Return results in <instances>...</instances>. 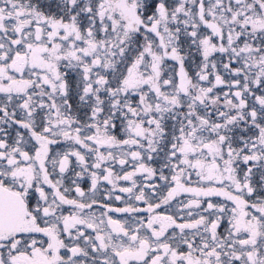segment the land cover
Returning <instances> with one entry per match:
<instances>
[{
    "label": "snow or ice",
    "instance_id": "obj_1",
    "mask_svg": "<svg viewBox=\"0 0 264 264\" xmlns=\"http://www.w3.org/2000/svg\"><path fill=\"white\" fill-rule=\"evenodd\" d=\"M0 264H264V0H0Z\"/></svg>",
    "mask_w": 264,
    "mask_h": 264
}]
</instances>
